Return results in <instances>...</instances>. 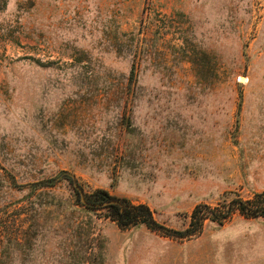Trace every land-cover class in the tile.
Listing matches in <instances>:
<instances>
[{
    "label": "rangeland",
    "instance_id": "1",
    "mask_svg": "<svg viewBox=\"0 0 264 264\" xmlns=\"http://www.w3.org/2000/svg\"><path fill=\"white\" fill-rule=\"evenodd\" d=\"M259 193L264 0H0V264H264L262 218L174 233Z\"/></svg>",
    "mask_w": 264,
    "mask_h": 264
},
{
    "label": "trees",
    "instance_id": "2",
    "mask_svg": "<svg viewBox=\"0 0 264 264\" xmlns=\"http://www.w3.org/2000/svg\"><path fill=\"white\" fill-rule=\"evenodd\" d=\"M83 195L86 202L93 205L92 207L84 205L85 207L89 209L107 210L109 217L122 229L144 224L149 229L163 232L169 231L155 222L151 210L144 204L133 205L125 199L111 197L104 191H97L89 198H87L85 194ZM112 201L116 203L111 204ZM236 213L247 220L264 219V193L255 194L253 198L249 200L234 198L229 203L222 205L221 208L220 206L211 208L206 205H198L191 213L189 228L184 232L174 233L181 238L191 237L196 232L201 231L205 221L209 220L222 225V223L230 220ZM191 227H195L194 233L190 231Z\"/></svg>",
    "mask_w": 264,
    "mask_h": 264
},
{
    "label": "water",
    "instance_id": "3",
    "mask_svg": "<svg viewBox=\"0 0 264 264\" xmlns=\"http://www.w3.org/2000/svg\"><path fill=\"white\" fill-rule=\"evenodd\" d=\"M73 188L76 190V192L78 193V196H79V201L81 202V204L85 205V206H93V205H90L86 202L85 198H84V195H83V192L81 191V189L77 186V184L73 181ZM116 202L115 201H112L111 204H115Z\"/></svg>",
    "mask_w": 264,
    "mask_h": 264
}]
</instances>
